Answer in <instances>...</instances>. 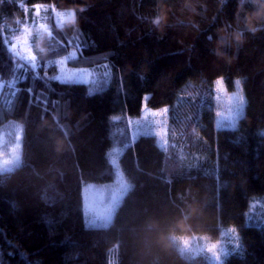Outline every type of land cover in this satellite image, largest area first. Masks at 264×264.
I'll list each match as a JSON object with an SVG mask.
<instances>
[{"label": "trees", "instance_id": "obj_1", "mask_svg": "<svg viewBox=\"0 0 264 264\" xmlns=\"http://www.w3.org/2000/svg\"><path fill=\"white\" fill-rule=\"evenodd\" d=\"M37 3L76 8L78 25L58 29L49 10V51L41 55L33 40L34 67L9 42ZM72 47L78 55L69 63L101 69L106 81L91 89L50 79L57 65L46 61ZM27 69L40 78L30 70L21 80ZM219 77L229 88L241 81L246 103L235 128L215 126ZM0 86V127L23 125L21 162L0 171V264H210L167 238L217 239L225 228L261 222L260 213L247 216L251 200L264 195L261 0H0ZM146 97L150 107H170L181 165L171 170L156 134H139L119 156L130 186L108 226H38L37 204L50 207L66 195L55 180L38 194V167H76L85 184L114 180L112 116L141 114Z\"/></svg>", "mask_w": 264, "mask_h": 264}, {"label": "rangeland", "instance_id": "obj_2", "mask_svg": "<svg viewBox=\"0 0 264 264\" xmlns=\"http://www.w3.org/2000/svg\"><path fill=\"white\" fill-rule=\"evenodd\" d=\"M36 5L45 4L37 3L33 6L32 10L27 9L26 21L23 23H27L35 29L29 41L33 52H35L33 40H38L40 35L38 26L43 23L49 27L47 22L49 10H52L51 13H53L56 23H58L59 11L65 10L54 9L53 6L46 5L47 7H42L40 15L37 16L35 15ZM14 44H17L15 39L9 42L11 50L36 67L39 62L37 60L32 61L23 52V45L17 44V47L13 48ZM73 50L78 55V49L72 47L67 53L51 59L61 61L64 56H67ZM51 61L46 62L50 63ZM66 67L69 70L87 69L92 71V77L86 82L91 85V89H94L98 82L106 81L108 76L101 69L73 66L69 62H67ZM57 74H59L58 65L55 75ZM93 80H95V83H93ZM218 81H222V83H218ZM236 81L233 88L226 86L222 77L214 81L216 94L215 126L217 128L228 127L229 115L235 109L239 108L236 120L237 126L238 118L244 113L246 103L245 95L241 83L237 84ZM100 85L102 86L103 83ZM165 108L167 111L159 115L156 114ZM169 109L170 107L168 105L154 108L148 106L146 103V109H142L139 115L115 114L112 116L114 145L109 150V157L117 171L112 181L102 183L90 182L85 184L82 180L77 179L76 167L69 166L64 171L52 169L50 173L45 171L47 170L45 166L38 167L37 182L40 188L38 194L41 193L42 186L49 180L57 181L60 188L66 194L60 202L50 207H46L42 203L37 204L38 226H69L74 221H82L92 227L108 226L113 218L116 207L130 186L129 180L120 167L119 156L125 144L133 141L139 134H156L158 142L167 151V162H170L171 170L181 165L177 152L172 148V138L169 135V128L171 126ZM22 133L23 125L17 120H11L0 127V171L13 169L20 164L22 159ZM183 138H186V135ZM183 144V147L181 145L177 147L181 155L185 154V149L187 145L189 146V142L186 141ZM258 209H260L259 212ZM247 213L249 219L251 217L253 218L255 214L260 213L258 218L261 219V222H254V220L249 225L225 228L219 233L217 239H212L202 234H177L188 239L190 242L189 248L182 254L188 257H197L202 254L210 264H218V262L219 264H264V195L254 197L251 200ZM174 243L180 250V242L176 241ZM212 245H216V247L212 249ZM226 253L227 255H225Z\"/></svg>", "mask_w": 264, "mask_h": 264}, {"label": "clouds", "instance_id": "obj_3", "mask_svg": "<svg viewBox=\"0 0 264 264\" xmlns=\"http://www.w3.org/2000/svg\"><path fill=\"white\" fill-rule=\"evenodd\" d=\"M262 3H264V0H261ZM36 13L35 15L39 16L40 15V11L41 8L44 7L46 8V5H36ZM53 8H55V6L53 5ZM87 10V6H80L79 7V12H84ZM27 11V9H26ZM58 23H57V28L58 29H65L66 27H73V26H77L78 25V16H77V9L76 8H69V9H65V10H61L58 13ZM161 19L162 17H157L156 20L154 21V23L156 24H160L161 23ZM22 32L18 37H15L14 39L17 41V44H22L23 45V52L27 54L28 57L31 58L32 61H36L37 60V55L35 52H33L31 46L29 45V41L30 38L32 37L35 29H33L30 25H28L27 23L23 24L22 26ZM39 39L37 41L36 44V48L39 49V52L41 55H47L48 54V49L45 47V40L47 38H51L52 37V31L50 30V28L41 23L39 26ZM253 31H255V29H253ZM243 38V33H237L235 35V39L238 41H242ZM220 43L222 44L223 41H220ZM17 44L13 45V48L17 47ZM237 84H240L241 81L238 79L236 81ZM170 242H176L179 241L180 242V252L183 253L185 250H187L189 248V240L179 236L177 234H171L168 238H167ZM216 247V245H212L211 248L214 249Z\"/></svg>", "mask_w": 264, "mask_h": 264}, {"label": "snow or ice", "instance_id": "obj_4", "mask_svg": "<svg viewBox=\"0 0 264 264\" xmlns=\"http://www.w3.org/2000/svg\"><path fill=\"white\" fill-rule=\"evenodd\" d=\"M77 59V52L75 50L71 51L70 54L67 56H64V58L61 61H51V65L55 64L59 66V74L51 77L50 79L60 81L62 83H86L89 81V78L92 77L93 73L90 70L87 69H76V70H69L66 67L67 62L69 61H76ZM107 67V66H105ZM32 71L34 73L35 78H40L38 73H35L34 69H27L23 71V74H20V79L24 80L27 79V73L29 71ZM93 83H95V80H93ZM218 83H222V81H218ZM146 100L147 97L142 100V109H146ZM167 111V109H162L156 114H162L163 112ZM239 112V108L235 109L231 115H229V123L227 124L228 127L235 128L236 127V120H237V113ZM223 116V114H222ZM227 255V253L225 254ZM219 264V262H218Z\"/></svg>", "mask_w": 264, "mask_h": 264}]
</instances>
